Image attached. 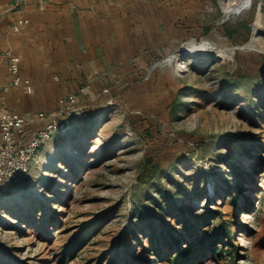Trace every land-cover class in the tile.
Wrapping results in <instances>:
<instances>
[{
    "label": "rangeland",
    "instance_id": "1",
    "mask_svg": "<svg viewBox=\"0 0 264 264\" xmlns=\"http://www.w3.org/2000/svg\"><path fill=\"white\" fill-rule=\"evenodd\" d=\"M249 1L188 0L187 39L157 61L171 104L118 106L39 149L0 200V264H171L180 251L264 264V0Z\"/></svg>",
    "mask_w": 264,
    "mask_h": 264
},
{
    "label": "crops",
    "instance_id": "2",
    "mask_svg": "<svg viewBox=\"0 0 264 264\" xmlns=\"http://www.w3.org/2000/svg\"><path fill=\"white\" fill-rule=\"evenodd\" d=\"M187 3L0 0V108L34 120L23 142L49 122L39 120L40 114L49 116L71 96L89 114L75 127L95 123L118 106L171 104L157 61L187 39ZM20 19L29 23L14 32ZM5 52L20 56V75L32 83V94L20 87L5 90Z\"/></svg>",
    "mask_w": 264,
    "mask_h": 264
},
{
    "label": "built area",
    "instance_id": "3",
    "mask_svg": "<svg viewBox=\"0 0 264 264\" xmlns=\"http://www.w3.org/2000/svg\"><path fill=\"white\" fill-rule=\"evenodd\" d=\"M25 2L26 0H19ZM27 19H20L14 26V32H20L28 25ZM8 67L10 79L5 87L22 88L27 94H32V83L20 75L21 58L11 52L2 54ZM49 117V122L40 130H33L29 138L28 128L34 120L17 112L0 108V200L10 194L12 190L25 183L31 173L33 163L39 149L49 140L59 134L72 131L78 122L89 119L88 110L79 105L77 98L68 97L60 101V107L49 116L40 114L38 119Z\"/></svg>",
    "mask_w": 264,
    "mask_h": 264
},
{
    "label": "trees",
    "instance_id": "4",
    "mask_svg": "<svg viewBox=\"0 0 264 264\" xmlns=\"http://www.w3.org/2000/svg\"><path fill=\"white\" fill-rule=\"evenodd\" d=\"M145 172L146 173L141 175V178H140L141 180L143 179V181H144V179L146 181H149L155 175V170L153 167L151 168L150 163L146 165V171ZM224 231H226L225 235H227V239H231L230 233H228V231L225 230V228H224ZM174 241H175V239L173 240V242L170 243V247L172 248V247H174V245L179 247L178 240H177V242H174ZM214 244H216V241L214 242ZM220 252H221V250H216L217 254H220ZM162 255H163V253H159V256H162ZM197 255H198V253L193 254V255L192 254L189 255V254H186V253L180 251V252L174 254L173 261L171 262V264H192L194 261V258Z\"/></svg>",
    "mask_w": 264,
    "mask_h": 264
},
{
    "label": "clouds",
    "instance_id": "5",
    "mask_svg": "<svg viewBox=\"0 0 264 264\" xmlns=\"http://www.w3.org/2000/svg\"><path fill=\"white\" fill-rule=\"evenodd\" d=\"M176 60L177 62L179 63V65L183 68V67H186V65L184 64L183 61H179V56H178V53L176 54Z\"/></svg>",
    "mask_w": 264,
    "mask_h": 264
},
{
    "label": "water",
    "instance_id": "6",
    "mask_svg": "<svg viewBox=\"0 0 264 264\" xmlns=\"http://www.w3.org/2000/svg\"><path fill=\"white\" fill-rule=\"evenodd\" d=\"M241 11V10H240ZM240 11H235V12H233V13H239ZM251 42L248 44V45H246L245 46V48H249V49H253V47H251ZM232 52L234 51V50H231ZM233 54V53H232Z\"/></svg>",
    "mask_w": 264,
    "mask_h": 264
},
{
    "label": "bare ground",
    "instance_id": "7",
    "mask_svg": "<svg viewBox=\"0 0 264 264\" xmlns=\"http://www.w3.org/2000/svg\"><path fill=\"white\" fill-rule=\"evenodd\" d=\"M250 2L249 0H247V3ZM228 10V6L225 7Z\"/></svg>",
    "mask_w": 264,
    "mask_h": 264
}]
</instances>
